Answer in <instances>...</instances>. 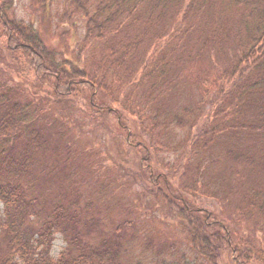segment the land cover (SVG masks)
Masks as SVG:
<instances>
[{"label": "trees", "instance_id": "1", "mask_svg": "<svg viewBox=\"0 0 264 264\" xmlns=\"http://www.w3.org/2000/svg\"><path fill=\"white\" fill-rule=\"evenodd\" d=\"M61 2L60 24L67 22L74 32L75 19H83L84 34L79 54L73 59L57 57L56 49L42 40L31 23L8 16L12 0H0V56L5 54L13 65L8 64V75L0 61V264H122L119 235L96 243L81 240L75 231L78 211L73 201L56 203L39 218L35 199L28 195V183L23 178L45 143L41 134L44 125L37 114L44 107L47 93L55 104L70 103L84 93L89 94L90 102L101 101L102 96H113L114 91L120 99L114 96L113 103L122 118L133 117L147 132L146 143L130 144V170L144 185V191L155 197L164 195L167 216L189 246L188 252L177 254L174 245H168V259L159 258L160 264H218L219 260L224 264H264V243L254 244L243 235L237 237L227 225L218 223L215 219L225 223L222 209L217 214L184 206L181 198L169 192L164 176L151 171L158 149L180 150L178 159L184 162V173L193 171L182 191L224 205L235 191L225 178L240 175L235 161L244 165L241 176L247 169L249 176L256 166L264 168V0H222L220 11L213 10L211 15L218 16V20L211 21L210 33L202 44L208 42L213 53H221L233 32L235 46L227 55V66L218 69V75L207 85V93L192 110L183 107L181 116L155 106L181 70L177 68L179 58L171 54L174 48L167 51L163 39L173 31L180 37L192 33L198 19L206 16L205 12L200 14L205 0ZM230 8L238 14L240 27L225 31L222 16ZM160 23L165 26L158 28ZM91 43L101 45L92 65L80 56ZM24 65L27 71L21 69ZM24 72L33 80L27 81ZM214 86L218 89L212 95ZM138 89L140 97L150 99L154 106L155 112L151 111L148 118L143 108L147 104L131 98ZM113 114L109 109L98 113L101 117ZM155 128L157 132L152 135ZM180 128L186 129L185 134L171 138ZM245 137L250 142L244 141ZM221 143L223 149L216 151L215 144ZM16 144L19 150H15ZM136 155L139 162L135 161ZM225 156L234 164L226 166ZM213 163H223L225 175L215 182H202L204 168ZM171 164L162 167L170 169ZM181 166L174 164L173 168ZM163 185L170 194L162 192ZM261 192L245 189L236 209L264 218ZM56 232L63 235L67 245L52 256L50 248Z\"/></svg>", "mask_w": 264, "mask_h": 264}, {"label": "rangeland", "instance_id": "2", "mask_svg": "<svg viewBox=\"0 0 264 264\" xmlns=\"http://www.w3.org/2000/svg\"><path fill=\"white\" fill-rule=\"evenodd\" d=\"M221 2L222 0H205L200 14L205 12L206 16L198 19L192 33H184L180 37L173 31L164 37L165 49L169 51L174 48L171 54H176L179 58L177 68L180 67L181 70L173 86L163 91L157 98L155 102L157 108H166L165 111L168 113H176L179 116L182 115L185 106L192 110L207 93L209 82L218 75L215 72L227 66V55L235 46L233 32L229 34L228 43L221 53H213V47L208 42L202 44L210 33L211 21L218 20V16L214 17L211 14L214 13L213 10L220 11ZM62 9L61 0H12L8 16L31 23L41 34L42 40L56 49L57 57L66 56L73 59L76 53L79 54L77 49L84 34L83 19H75L73 26L76 31L73 32L67 22L61 24L59 22ZM233 13L230 8L222 16L225 31L240 27L237 22L238 14ZM163 26L160 23L158 28ZM100 49V44H87L80 56L92 65L94 60H97ZM4 55L0 56V61L2 70L8 74L10 72L8 66L13 65ZM21 69L27 71L25 65ZM24 74L27 81L33 80L31 74L26 72ZM217 89L218 86H214L212 95ZM140 91L141 89L135 91L131 98L142 101ZM88 96V93H84L72 98L70 103L53 104L50 93H47L42 101L44 107L40 108L41 112L37 117L44 125L41 134L45 143L34 156L27 176L23 177L28 183V195L35 199L38 217L47 214L56 203L73 201V207L78 211L75 231L79 233L81 240L96 243L101 238L111 240L119 235L122 247L119 260L122 264H160L159 258L168 259L167 250L170 244L174 245L177 254L188 252L189 246L184 238L176 233L170 215L167 216V208L163 203L164 195L155 197L152 193L144 191V185L130 170L132 169L129 163L130 144L146 143V131L137 126L133 117L127 116L126 120L122 118L120 109L112 99L114 96L120 99L116 91L113 96H109L110 98L102 96L101 101L96 102H90ZM45 101L48 103L46 106ZM143 101L147 104L143 105V108L148 118L155 109L151 106L150 99ZM105 109L114 111V114L99 116L98 113L105 112ZM156 132L155 128L152 135ZM185 132L186 129H177L171 138L175 139ZM244 141L250 142L247 137ZM19 148L20 145L16 144L15 150ZM214 148L216 151L222 150L223 143L215 144ZM179 153L180 150L173 152L158 149L157 157L153 160L155 165L152 170L149 168L154 175L164 176L167 186L171 188L169 192L172 190L174 196L181 198L182 204L190 209L198 208L207 213L217 214L222 209L225 217L220 216L226 224L220 219H215L218 223L227 225L237 237L243 235L254 244L264 243V218L254 212L243 214L240 207L236 209L245 189L256 188L264 195V168L256 166L249 176L247 175L250 170L247 169L244 176H241L244 165L235 161L240 175L236 176L238 178H225L226 184L235 191L230 195L228 202L221 205V202L218 203L215 199L182 191V185L189 184L188 178L193 171L184 173V162L179 161ZM135 161L139 162V155L135 156ZM223 162L226 166L234 164V161L226 156ZM169 163H172V168L162 167V164ZM179 163L182 166L175 170L173 165ZM224 164L207 165L201 181L209 182L213 179L215 182L222 174L225 175ZM144 170L148 172L146 168ZM166 188L165 185L161 187L162 192L168 195L170 193L165 190ZM66 245L63 235L56 232L50 254L57 256ZM218 264L224 262L219 260Z\"/></svg>", "mask_w": 264, "mask_h": 264}]
</instances>
